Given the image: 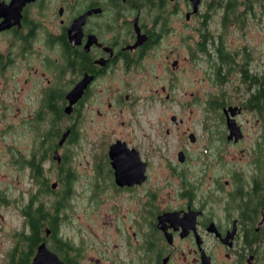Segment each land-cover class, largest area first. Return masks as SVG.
I'll return each instance as SVG.
<instances>
[{
	"label": "flooded vegetation",
	"instance_id": "1",
	"mask_svg": "<svg viewBox=\"0 0 264 264\" xmlns=\"http://www.w3.org/2000/svg\"><path fill=\"white\" fill-rule=\"evenodd\" d=\"M212 1L225 27L237 2ZM204 2L194 12L191 0H0V182L45 175L49 160L50 205L63 206L58 188L68 172L70 188L76 178L67 148L91 137L99 153L88 162L89 198L106 206L89 216L94 227L77 226V241L62 237L60 213L34 242L23 221L22 246L4 264H30L42 242L64 264H264V60L229 53L208 29ZM199 15L192 48L189 23ZM208 46L204 87L182 89L179 102H200L201 118H141L143 105L173 100L163 84H138L144 63L159 53L173 86L179 61ZM0 202H11L5 189Z\"/></svg>",
	"mask_w": 264,
	"mask_h": 264
},
{
	"label": "rangeland",
	"instance_id": "2",
	"mask_svg": "<svg viewBox=\"0 0 264 264\" xmlns=\"http://www.w3.org/2000/svg\"><path fill=\"white\" fill-rule=\"evenodd\" d=\"M211 1L212 0H205L200 12L202 14L207 11L210 12L207 24L208 29L211 33H219L222 36L223 43H225L224 48L234 55L235 53H237V55L247 54L254 65L264 60V0L256 2L253 0V7L250 13L239 12L244 8L245 0H236L235 2H237L238 10L236 9V13L234 14H228L225 27L222 25L224 15L222 14V8L215 6L214 1H212V6L214 8H210L207 3ZM222 2L224 3L225 0H222ZM199 22H204L202 15L196 16L189 23L188 36L192 48H195L196 45L194 46V44L199 38L195 30ZM186 32L187 30L185 33ZM164 44L165 41L162 43V47H164ZM211 47L212 46L207 47L206 53L195 51L194 56L190 58L188 63L185 59L179 61L178 68L174 69L175 82L173 86L169 84L166 65H164V61L161 60L162 58L159 53L148 62L144 63V69L141 68L136 75L138 84L144 88L147 87V89L156 86L160 87V85L163 84L172 93L173 100L162 101L160 100L162 97H160L155 103L151 102L148 106L143 105L141 107V109H143L141 118L144 119L145 115V120L155 122L160 116L161 120L169 122L171 113L175 114L177 118L190 117L192 120L201 118L200 102L199 106L185 107L184 109L179 107V102L183 101L184 97H186L181 93L182 89L190 93L196 88L204 87L205 84H203V82L206 83V79L211 72L210 67L214 64L212 62L213 60L209 61L210 56L206 57L205 55L210 51L212 52L210 55L214 58L215 53ZM174 49L177 52L178 50H182L183 46L174 42ZM171 57L172 59L177 58L176 54H173ZM170 62L171 61L168 62L169 65ZM155 74H157V77H155ZM149 101H152V98L150 100V95ZM145 103L147 104L146 101ZM90 141L91 137L86 139L85 143L79 141L78 145L69 146L67 148L68 163L75 173L76 178L71 184L70 195L66 200L67 205L60 212L62 216L60 232L62 233V237L69 241H77L79 234H83V231L77 233V226L83 227L86 225V222L90 221L94 227L95 224L92 223L93 220H91L89 216L103 215L106 210V206L99 205L97 201L96 203L99 207L95 206V202L94 205H92L91 197L89 198L91 190L88 189V162L91 160V153L96 154L99 151L96 146L90 147ZM45 176L49 178V183L54 182L57 178L54 166H52L49 160H47L45 164ZM31 184L32 180L26 170L20 176L9 174L6 180L0 182V189L6 190V196L8 200L11 201L7 204L0 202V264H4L7 252L14 246L15 233L23 228V217L20 213V207L22 206L23 198L28 195ZM58 189H60V187ZM55 199V195L49 193L42 197V202L46 204V206H50ZM96 210L98 211L96 212ZM84 235H86V233H84Z\"/></svg>",
	"mask_w": 264,
	"mask_h": 264
},
{
	"label": "trees",
	"instance_id": "3",
	"mask_svg": "<svg viewBox=\"0 0 264 264\" xmlns=\"http://www.w3.org/2000/svg\"><path fill=\"white\" fill-rule=\"evenodd\" d=\"M69 177L70 173L68 172V174L64 176V182H62V184L59 186V191L62 193V198L65 200V204L63 206H46V204L42 202V197L49 193L56 195V191L50 189V185L47 182L48 179L44 174H42V172L30 174L32 184L28 192V201L25 204H22L20 207V213L23 217L25 227L29 229V234L27 237L32 242L38 239V232L42 230L45 224L48 223V220L45 218H51L52 216L55 217L62 211L63 208L66 207V200L69 197L71 191ZM23 232L24 229L22 228L14 235L15 244L13 253L16 252L18 247L22 246L24 237Z\"/></svg>",
	"mask_w": 264,
	"mask_h": 264
},
{
	"label": "water",
	"instance_id": "4",
	"mask_svg": "<svg viewBox=\"0 0 264 264\" xmlns=\"http://www.w3.org/2000/svg\"><path fill=\"white\" fill-rule=\"evenodd\" d=\"M192 2V6H193V11L195 12L197 10V6L199 3V0H191ZM195 9V10H194ZM69 97V96H68ZM72 99V98H71ZM68 111V110H67ZM68 135V130L62 135L61 140L59 141V144H62L63 141L65 140L66 136ZM118 146V145H117ZM117 146H114L115 148H117ZM114 147L111 148V152L110 154L113 155V153L115 151H117V149H115ZM120 146H118L119 149ZM122 148V147H121ZM134 156V155H133ZM53 159L56 162H60L61 160V156L60 154L55 151L53 153ZM138 173V172H137ZM140 173V172H139ZM139 175V174H138ZM137 176V175H136ZM50 187L52 189H55L57 187V182H52L50 184ZM48 231V230H47ZM30 264H64L63 261H61L60 259H58V257L52 253L51 251H49L46 247V244L44 242H42L41 244H39V246L37 247V251L35 256L33 257V260Z\"/></svg>",
	"mask_w": 264,
	"mask_h": 264
}]
</instances>
